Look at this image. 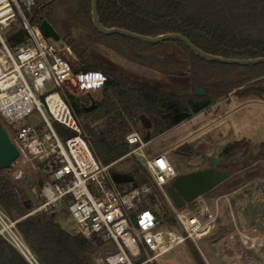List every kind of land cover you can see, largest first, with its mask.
Instances as JSON below:
<instances>
[{
  "label": "trees",
  "instance_id": "obj_1",
  "mask_svg": "<svg viewBox=\"0 0 264 264\" xmlns=\"http://www.w3.org/2000/svg\"><path fill=\"white\" fill-rule=\"evenodd\" d=\"M92 1L36 0L29 16L34 24L48 20L62 43L71 46L74 56L68 62L75 73L104 74L100 98L69 90H64V96L98 160L111 164L112 175L127 176L126 182L133 186L152 185L153 193L143 206L158 209L156 213L163 222L176 224L163 191L138 157L130 153L133 145L126 141V135L135 127L142 128V137L148 141L233 93L261 97L264 62L240 65L208 60L178 39L153 44L116 33L105 35L93 23ZM98 11L106 27H121L150 36L182 33L201 49L226 58L264 56V0H98ZM27 39L23 27H12L7 32V42L12 48ZM99 45L142 64L156 59L163 67L187 69L189 82L156 84L129 75L101 62L95 55ZM158 51L166 55L158 56ZM196 88H202L204 94H197ZM82 116L86 120L81 121ZM1 120L7 126L2 116ZM54 125L63 138L75 133L58 121ZM251 148L252 142L247 138L234 140L219 151L218 157L226 159ZM260 149L264 154V142ZM177 153L191 155L194 147L186 142ZM122 159L125 162L120 164ZM34 176L36 180L29 183L26 175L14 177L10 169L0 170V209L16 222L39 263L98 264L94 260L98 248L91 240L63 228L55 213H31L40 203L32 191L40 178L38 170ZM187 244L196 263L207 264L191 239ZM0 264L31 263L0 234Z\"/></svg>",
  "mask_w": 264,
  "mask_h": 264
},
{
  "label": "built area",
  "instance_id": "obj_2",
  "mask_svg": "<svg viewBox=\"0 0 264 264\" xmlns=\"http://www.w3.org/2000/svg\"><path fill=\"white\" fill-rule=\"evenodd\" d=\"M35 4L36 0H0V115L15 135L13 142L20 155L34 161L40 173L32 189L40 203L31 213H55L59 223L66 218L72 232L88 238L101 250L95 258L99 264H154L188 239L196 243L203 239L217 224L219 206L217 202L210 206L203 195L193 208L187 204L177 207L172 202L166 187L179 172L167 152L148 153L147 141L136 130L126 135V141L133 145L130 153L138 157L163 191L176 224L163 222L154 209L143 206L153 193L152 185L118 183L111 164L98 160L64 90L70 91V85H78L82 93L100 90L105 76L101 72L73 71L68 62L74 56L71 46L61 40L54 42L44 35L40 23L31 22L29 15ZM17 22L27 31L28 39L12 48L7 31ZM91 74L99 76L97 86L83 82ZM53 94L64 103L70 120L51 110L48 99ZM35 110L42 118L39 124L15 126ZM54 121L75 133L63 138ZM0 234L31 264H40L16 222L1 209ZM136 259L140 261L136 263Z\"/></svg>",
  "mask_w": 264,
  "mask_h": 264
},
{
  "label": "rangeland",
  "instance_id": "obj_3",
  "mask_svg": "<svg viewBox=\"0 0 264 264\" xmlns=\"http://www.w3.org/2000/svg\"><path fill=\"white\" fill-rule=\"evenodd\" d=\"M12 27L22 26L17 22ZM158 53V56L166 55L162 51ZM95 55L101 62L149 83L184 85L189 82L187 69L163 67L156 59L151 60L148 65L142 64L104 45L95 48ZM70 91L77 95L84 94L78 85H70ZM89 95L94 99L101 97L99 90H91ZM229 97L231 99L223 98L210 109L151 138L147 141L145 150L150 154L167 152L179 173H183L208 166V157H218L219 151L228 142L243 138L250 140L252 142L250 150L236 153L226 159L221 158V167L227 168L231 176L203 195L210 206L217 204L219 206L217 224L205 239H199L194 243L201 253L202 251L206 253L205 240H211V236L214 239L212 243L215 252L218 253V248H222V264H264V154L260 149V144L264 142V95L240 96L233 93ZM224 116V120L214 121ZM84 119L86 120V117H80L81 121ZM41 120L40 114L35 110L26 120L16 123L15 126H21L26 122L39 124ZM5 127L15 141V135L9 126ZM133 130L143 132L142 128L135 127ZM186 142L194 147V153L191 155L177 153L178 148ZM124 162L122 159L120 164ZM36 167L34 161L20 155L9 169L12 176L26 175L27 181L31 183L36 180L34 176ZM166 200L168 201L167 198ZM196 204L197 200H194L187 206L193 208ZM60 224L63 228L73 231V226L66 218L61 219ZM100 252V249L96 250L94 260ZM154 264L197 263L185 242Z\"/></svg>",
  "mask_w": 264,
  "mask_h": 264
},
{
  "label": "water",
  "instance_id": "obj_4",
  "mask_svg": "<svg viewBox=\"0 0 264 264\" xmlns=\"http://www.w3.org/2000/svg\"><path fill=\"white\" fill-rule=\"evenodd\" d=\"M92 20L95 27L103 34H120L123 36L133 37L149 43H159L165 40H181L185 42L193 51L201 55L202 57L218 61L227 64H240L250 65L259 64L264 62V56L257 58H226L216 54L209 53L196 44H194L187 36L182 33L172 32L160 34L157 36H150L140 34L128 29L121 27H106L104 26L99 18L98 11V0L92 1ZM40 29L46 37H51L56 41L60 40V35L54 28V26L46 19L40 23ZM197 94H204L202 88H196ZM40 103L42 101L40 100ZM94 106V102L89 107L91 109ZM20 150L17 145L13 142L6 127L0 120V170L9 169L13 165V162L19 158ZM208 166L197 168L188 172L178 173L177 176L171 181L166 187V191L177 207H183L188 203L193 202L199 196L204 195L214 189L216 186L221 184L230 178L231 174L227 168L221 167V159L216 156L208 157ZM113 178L116 182L122 183L129 180L127 176L122 174L113 173ZM179 225V223H178ZM140 259H136L135 262H139Z\"/></svg>",
  "mask_w": 264,
  "mask_h": 264
},
{
  "label": "bare ground",
  "instance_id": "obj_5",
  "mask_svg": "<svg viewBox=\"0 0 264 264\" xmlns=\"http://www.w3.org/2000/svg\"><path fill=\"white\" fill-rule=\"evenodd\" d=\"M99 80H100L99 76H96L94 74L88 75L87 77L83 78L84 83L86 84L93 83L96 86ZM48 100L50 102L51 110L55 114L63 118V120H70V115L66 110L64 103L59 99L57 94L51 95Z\"/></svg>",
  "mask_w": 264,
  "mask_h": 264
},
{
  "label": "crops",
  "instance_id": "obj_6",
  "mask_svg": "<svg viewBox=\"0 0 264 264\" xmlns=\"http://www.w3.org/2000/svg\"><path fill=\"white\" fill-rule=\"evenodd\" d=\"M227 99H231L230 97H228ZM226 116V115H225ZM224 117H222V119H215L214 121L217 122V121H222L224 120ZM217 120V121H216ZM181 123V122H180ZM179 124V123H178ZM176 126V125H175ZM174 127V126H173ZM172 127V128H173ZM219 128H221L220 126H218ZM171 129V128H170ZM168 129V130H170ZM166 132V131H165ZM164 133V132H163ZM161 133V134H163ZM162 152V151H161ZM207 236H205L203 239H205ZM210 239L211 240H205V243L207 245V252L205 253L204 251H202V254H203V257L206 261L207 264H222V248L219 247L218 248V253H216V249L213 248V243L212 241L214 240L213 238H211L210 236ZM209 247V248H208ZM214 249V250H213Z\"/></svg>",
  "mask_w": 264,
  "mask_h": 264
}]
</instances>
